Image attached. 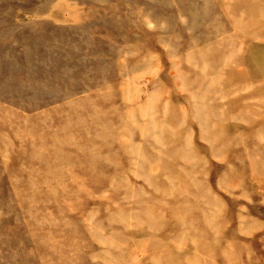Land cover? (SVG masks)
Here are the masks:
<instances>
[{
	"label": "rangeland",
	"instance_id": "1",
	"mask_svg": "<svg viewBox=\"0 0 264 264\" xmlns=\"http://www.w3.org/2000/svg\"><path fill=\"white\" fill-rule=\"evenodd\" d=\"M0 264H264V0H0Z\"/></svg>",
	"mask_w": 264,
	"mask_h": 264
}]
</instances>
